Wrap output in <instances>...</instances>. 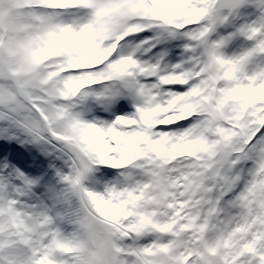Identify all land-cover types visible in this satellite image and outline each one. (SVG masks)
<instances>
[{"label": "snow or ice", "instance_id": "obj_1", "mask_svg": "<svg viewBox=\"0 0 264 264\" xmlns=\"http://www.w3.org/2000/svg\"><path fill=\"white\" fill-rule=\"evenodd\" d=\"M0 264H264V0H0Z\"/></svg>", "mask_w": 264, "mask_h": 264}]
</instances>
